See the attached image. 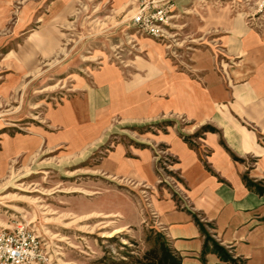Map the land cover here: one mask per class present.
I'll list each match as a JSON object with an SVG mask.
<instances>
[{"label":"rangeland","instance_id":"1","mask_svg":"<svg viewBox=\"0 0 264 264\" xmlns=\"http://www.w3.org/2000/svg\"><path fill=\"white\" fill-rule=\"evenodd\" d=\"M157 1L164 22L156 37L133 25V0H0V228L32 230L39 264H155L161 245L180 264H264V227L231 241L195 216L200 247L186 253L154 213L161 199L180 208L183 192L158 139L171 135L196 147L216 131L212 124L182 115L112 116L72 129L53 119L104 68L125 81L148 63L192 75L193 54L207 52L226 80L239 68L227 53L229 21L264 39V0ZM144 155L151 171L135 177L129 163ZM244 179L264 196V179Z\"/></svg>","mask_w":264,"mask_h":264},{"label":"crops","instance_id":"2","mask_svg":"<svg viewBox=\"0 0 264 264\" xmlns=\"http://www.w3.org/2000/svg\"><path fill=\"white\" fill-rule=\"evenodd\" d=\"M226 28L228 56L239 59V68L226 80L207 52L193 54L192 75L148 63L142 66V76L125 81L114 69L104 68L78 101L53 115L68 127L73 122L104 125L112 116L138 121L176 115L213 125L216 131L196 147L171 135L158 139L174 159L183 192L180 208L173 200L161 199L153 210L180 252L200 247L195 216L213 222L231 241L242 230L252 233L264 227V196L248 188L244 179L253 183L264 179V39L248 34L241 23L229 21ZM77 144L74 141L72 148ZM142 159L129 163L135 177L151 171L150 157Z\"/></svg>","mask_w":264,"mask_h":264},{"label":"built area","instance_id":"3","mask_svg":"<svg viewBox=\"0 0 264 264\" xmlns=\"http://www.w3.org/2000/svg\"><path fill=\"white\" fill-rule=\"evenodd\" d=\"M133 1L135 13L132 23L137 31L157 37L164 22V11L158 6V1ZM40 249V241L32 230L22 227L13 230L0 228V264H39Z\"/></svg>","mask_w":264,"mask_h":264},{"label":"trees","instance_id":"4","mask_svg":"<svg viewBox=\"0 0 264 264\" xmlns=\"http://www.w3.org/2000/svg\"><path fill=\"white\" fill-rule=\"evenodd\" d=\"M155 264H180L178 258H176L171 251L164 247L160 246V257L157 259Z\"/></svg>","mask_w":264,"mask_h":264}]
</instances>
